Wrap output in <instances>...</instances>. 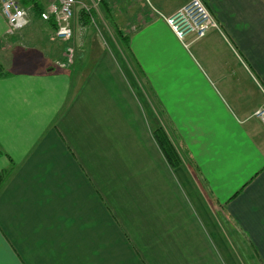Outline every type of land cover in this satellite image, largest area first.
Masks as SVG:
<instances>
[{
    "label": "crops",
    "instance_id": "0c3cea01",
    "mask_svg": "<svg viewBox=\"0 0 264 264\" xmlns=\"http://www.w3.org/2000/svg\"><path fill=\"white\" fill-rule=\"evenodd\" d=\"M36 1L13 33L0 6V264H264V0H204L187 44L161 16L187 0H117L114 49Z\"/></svg>",
    "mask_w": 264,
    "mask_h": 264
},
{
    "label": "built area",
    "instance_id": "2783aa9c",
    "mask_svg": "<svg viewBox=\"0 0 264 264\" xmlns=\"http://www.w3.org/2000/svg\"><path fill=\"white\" fill-rule=\"evenodd\" d=\"M46 10L41 13L43 20L54 18L55 37L69 41L74 36L73 19L78 0H45ZM100 1V0H99ZM9 32H17L27 26L32 19L33 6L25 0H0ZM177 38L187 44L188 38L193 41L204 38L209 31L220 30L219 22L210 12L203 0H188L171 14H161ZM71 58V54L68 56ZM254 116L264 124V106L259 107Z\"/></svg>",
    "mask_w": 264,
    "mask_h": 264
},
{
    "label": "rangeland",
    "instance_id": "374dc122",
    "mask_svg": "<svg viewBox=\"0 0 264 264\" xmlns=\"http://www.w3.org/2000/svg\"><path fill=\"white\" fill-rule=\"evenodd\" d=\"M139 1V12L147 11L151 8L150 0ZM116 6L117 0H78L73 19V29H76L77 39L88 38L89 40H93L96 38V42H99L105 48L109 47L114 49V42L120 40L115 26L122 28L125 27L127 23L126 20L125 22H121L117 18L116 13H118V7ZM82 12H87L86 14L89 17L88 21L82 18ZM75 54H73V56ZM155 98L156 96L153 99Z\"/></svg>",
    "mask_w": 264,
    "mask_h": 264
},
{
    "label": "trees",
    "instance_id": "16d2710c",
    "mask_svg": "<svg viewBox=\"0 0 264 264\" xmlns=\"http://www.w3.org/2000/svg\"><path fill=\"white\" fill-rule=\"evenodd\" d=\"M33 1H36V0H27V1H25V3H30ZM33 6L36 7V11H41L42 6L40 5V3L38 1H36ZM86 13L82 12V14H83L82 18H84V20L88 21L89 17L87 16ZM115 29H116V32L118 34L119 39L128 47L129 36L127 34H124V32L122 31L121 28L115 26ZM0 72H2L1 71V64H0ZM153 136H154L157 144L159 145L160 149L162 150L163 154L165 155L168 163L172 167H177V166L181 165L182 164L181 157H180L178 151L176 150L174 144L170 140L169 136L167 135L166 131L164 130V128L161 126L153 127ZM9 173H10V169L5 170L4 172H2L0 174V187L5 182V179Z\"/></svg>",
    "mask_w": 264,
    "mask_h": 264
}]
</instances>
